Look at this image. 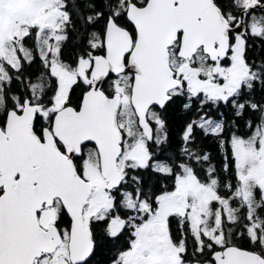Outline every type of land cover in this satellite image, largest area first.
<instances>
[{
	"label": "snow or ice",
	"instance_id": "1",
	"mask_svg": "<svg viewBox=\"0 0 264 264\" xmlns=\"http://www.w3.org/2000/svg\"><path fill=\"white\" fill-rule=\"evenodd\" d=\"M0 264H264V0H0Z\"/></svg>",
	"mask_w": 264,
	"mask_h": 264
},
{
	"label": "trees",
	"instance_id": "2",
	"mask_svg": "<svg viewBox=\"0 0 264 264\" xmlns=\"http://www.w3.org/2000/svg\"><path fill=\"white\" fill-rule=\"evenodd\" d=\"M72 47H70L69 48V50H67L69 53H71L72 52ZM179 130V125L178 124H176L175 126H174V131H178ZM203 143H206L207 145H209V147H208V151H211L212 153H213V156H214V163H216L217 164V166H219V164H220V161H221V157H222V153L221 152H219L218 150H217V148L215 147V145H214V142L213 141H211V140H207V141H202Z\"/></svg>",
	"mask_w": 264,
	"mask_h": 264
},
{
	"label": "flooded vegetation",
	"instance_id": "3",
	"mask_svg": "<svg viewBox=\"0 0 264 264\" xmlns=\"http://www.w3.org/2000/svg\"><path fill=\"white\" fill-rule=\"evenodd\" d=\"M71 47V45L69 46V48ZM69 48H68V50H69Z\"/></svg>",
	"mask_w": 264,
	"mask_h": 264
}]
</instances>
